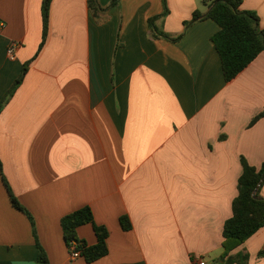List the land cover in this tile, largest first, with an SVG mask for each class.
Segmentation results:
<instances>
[{
	"label": "crops",
	"instance_id": "0c3cea01",
	"mask_svg": "<svg viewBox=\"0 0 264 264\" xmlns=\"http://www.w3.org/2000/svg\"><path fill=\"white\" fill-rule=\"evenodd\" d=\"M212 1L166 0L155 25L182 34L170 42L148 26L162 0H120L101 21L87 0H52L39 48L42 0H0V102L29 62L0 110L1 171L49 264H220L241 158L264 163V115L252 123L264 113V51L226 82L211 41L219 26L202 18ZM240 10L264 28V0ZM2 176L0 264H36L32 225ZM84 206L108 231L107 255L91 263L71 259L60 224ZM77 235L96 243L90 224ZM260 251L264 228L229 255L264 264Z\"/></svg>",
	"mask_w": 264,
	"mask_h": 264
},
{
	"label": "trees",
	"instance_id": "16d2710c",
	"mask_svg": "<svg viewBox=\"0 0 264 264\" xmlns=\"http://www.w3.org/2000/svg\"><path fill=\"white\" fill-rule=\"evenodd\" d=\"M51 1L42 0L41 2L42 40L39 48L43 46L47 37ZM119 1L111 0L107 5L102 6L98 0H87V5L93 17L97 21H101L103 20L102 16L110 8L116 6ZM162 5L163 12L148 19L150 36L152 39L163 38L170 42H177L181 39L182 34L173 37L156 28L155 21L167 12L166 0H162ZM240 5L241 0H213L210 2L208 14L202 17L203 19L213 20L219 26V30L211 37V41L219 55L226 82L233 80L264 51V28L260 27L258 16L254 12L240 10ZM200 18L201 13L194 11L192 19L187 25ZM28 65L29 62L23 65L18 78L2 98L0 110L22 82L28 70ZM262 115L264 113L257 115L252 123ZM241 166L242 172L237 181V196L233 199L231 205L232 215L225 220L223 226L224 251L218 259L220 264H247V254L229 255V251L243 244L259 229L264 228V198L258 195L260 186L264 184V179L261 181V178H264V163L261 164L260 168H256L249 165L244 158H241ZM0 172L2 176L1 163ZM2 181L9 193L11 205L24 213L32 225L33 237L38 250L36 264H49L47 255L37 241L32 216L12 194L3 176ZM256 187H258V190L253 194ZM119 223L123 230L131 229V222L127 216H121ZM60 224L70 256L74 252H78L85 262L91 263L107 255L106 239L108 231L104 226L95 223L89 206H84L63 216ZM85 224H90L93 228L97 239L94 245H88L85 240L80 239L77 235V228ZM258 256H264V251H260Z\"/></svg>",
	"mask_w": 264,
	"mask_h": 264
},
{
	"label": "built area",
	"instance_id": "2783aa9c",
	"mask_svg": "<svg viewBox=\"0 0 264 264\" xmlns=\"http://www.w3.org/2000/svg\"><path fill=\"white\" fill-rule=\"evenodd\" d=\"M15 47L16 45L12 44L8 49H7V53L9 54V56L12 58L13 57V53H14V50H15ZM80 257L79 256V253L78 252H74L72 255H71V259H76ZM196 264H205V262L203 260H198L196 262Z\"/></svg>",
	"mask_w": 264,
	"mask_h": 264
},
{
	"label": "water",
	"instance_id": "95a60500",
	"mask_svg": "<svg viewBox=\"0 0 264 264\" xmlns=\"http://www.w3.org/2000/svg\"><path fill=\"white\" fill-rule=\"evenodd\" d=\"M262 179H264V178H261V181H262ZM260 183H261V182H260ZM260 183H259V185H260ZM259 185H258V186H259ZM257 189H258V187H256V188H255V190H254L253 194H255V193H256Z\"/></svg>",
	"mask_w": 264,
	"mask_h": 264
}]
</instances>
